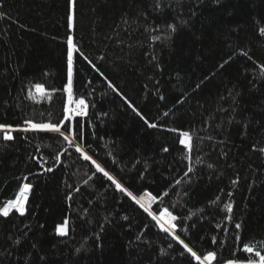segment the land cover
<instances>
[{
	"label": "trees",
	"instance_id": "trees-1",
	"mask_svg": "<svg viewBox=\"0 0 264 264\" xmlns=\"http://www.w3.org/2000/svg\"><path fill=\"white\" fill-rule=\"evenodd\" d=\"M261 29L264 0H0V125L13 136L0 132V208L31 186L24 215H0V264H199L185 245L211 264L258 261L243 248L264 254ZM93 161L148 193L153 215L176 216L175 231Z\"/></svg>",
	"mask_w": 264,
	"mask_h": 264
},
{
	"label": "snow or ice",
	"instance_id": "snow-or-ice-1",
	"mask_svg": "<svg viewBox=\"0 0 264 264\" xmlns=\"http://www.w3.org/2000/svg\"><path fill=\"white\" fill-rule=\"evenodd\" d=\"M72 3V0H70V4ZM73 26V15L69 14L68 16V27L69 29H71ZM171 27V26H169ZM174 30V29H173ZM261 33L264 34V29H261ZM76 51L75 47L73 46V38L71 36L68 37L67 40V85L65 87V91L68 93L69 96V100H68V104L70 105L71 103H73L72 100V82H73V54ZM225 63H227V61H225ZM224 65L222 64L221 67H223ZM109 87L111 88L112 85L109 84ZM36 89L38 92L42 91V88L40 85L36 86ZM113 91H116L115 88H113ZM119 94V93H118ZM31 95V94H30ZM123 99V97H122ZM77 103L83 108L86 107L85 101L84 99H80L77 101ZM125 103H128V101L125 99ZM129 108L132 109L133 112L136 113L137 116L140 117L141 120L144 121L145 124H147V126L149 128H155L157 127L156 124L149 122L132 104H128ZM65 119H68V114L71 112V109L66 105L65 106ZM167 115V113H166ZM28 124V127H25L23 129H21L24 132H27L29 130H48V131H52V132H58L60 133L62 136H64V133L61 132V129L59 126L57 125H52V124H36V123H31V122H26ZM79 122H77L78 124ZM174 131V130H173ZM0 132H4V136L3 139L5 141H11L13 139V136L10 134L11 130L10 129H6L4 125H0ZM180 137H182L179 140V143L181 145H184L185 147H188V144L186 143V140L189 138V133L188 132H183L181 131L179 133ZM64 138L67 140L69 139L68 136H64ZM168 149H165V151H167ZM77 152H81L80 147L76 148ZM262 151H264V149H262ZM81 155L83 156V158L85 160H89L90 157L87 155H84L81 152ZM94 166L96 167V170L98 172H102L103 175L105 177H107L108 180H110L112 182V184L115 185V187L117 188V190H119L120 192L124 193L125 195L129 196L130 198H132L138 205H140L141 208L144 209V211L148 212V215L152 217V219L154 221H156V223L158 224V226L161 228L162 231L167 232L169 234H171L174 231L175 226L171 223V221H175L177 219L176 216L172 215L167 209H164L161 213L162 217H167V226H165L164 223H161V218L157 217L155 215L152 214L151 211H149V209L147 207H145V205L143 204V200L145 197H148V193H144V196H141L139 199H137L136 196H134L130 191L126 190L124 187L121 186L120 183H118L107 171H104V169H102L100 167L99 164H96L95 161H93ZM209 167H211V165H209ZM47 171H52L51 168L47 169ZM189 172L191 171V169L189 168L188 170ZM187 175V173H186ZM179 183V181H178ZM235 183V182H234ZM30 185L29 184H24L20 190L19 193L17 194V197L15 200H10L8 201L2 208H0V215L4 216V217H8L10 212H12L13 209H15L16 212H18L20 215H24L25 212V201L27 200V194L30 190ZM78 190V189H77ZM231 195V194H229ZM149 200H151V197H148ZM228 212L232 211V205L228 204L225 206ZM126 219V217H125ZM67 224V221H65V225ZM241 227L240 224L236 225V228L239 229ZM57 234L60 236H65L67 234L66 232V227L65 226H58L57 227ZM173 239H176L175 236H173ZM185 250L188 251L191 256L197 260L199 262V264H205V262H208V264H211V261L214 259V254L209 252L207 255H205L203 257V259L201 260V258L196 254L195 251H193L191 248H189L187 245H185ZM77 251H79V249H77ZM243 251L246 253H254L255 257H258V261L252 259L251 257H249L247 264H264V254H262L260 251H254V248L252 246L249 245H245L243 248ZM231 264V262H230Z\"/></svg>",
	"mask_w": 264,
	"mask_h": 264
},
{
	"label": "rangeland",
	"instance_id": "rangeland-1",
	"mask_svg": "<svg viewBox=\"0 0 264 264\" xmlns=\"http://www.w3.org/2000/svg\"><path fill=\"white\" fill-rule=\"evenodd\" d=\"M84 111H85V108L83 107H81L80 105H78V107H77V109L73 112V114H75V115H77V116H82L83 114H84ZM37 131H40V132H52V131H48V130H37ZM67 140H69V139H67ZM151 207V206H150ZM150 207L148 208V209H150ZM13 211H15V209H13ZM18 213V212H17ZM162 213V212H161ZM160 213V214H161ZM160 214L157 216V217H159L160 216ZM161 223H164L165 224V226H167V223L165 222V221H163L162 219H161ZM171 223L173 224V222L171 221ZM205 264H208V262H205Z\"/></svg>",
	"mask_w": 264,
	"mask_h": 264
},
{
	"label": "bare ground",
	"instance_id": "bare-ground-1",
	"mask_svg": "<svg viewBox=\"0 0 264 264\" xmlns=\"http://www.w3.org/2000/svg\"><path fill=\"white\" fill-rule=\"evenodd\" d=\"M159 217H160L163 221H165L166 223L168 222V221H167V217H162L161 214H160ZM172 222H173V221H172Z\"/></svg>",
	"mask_w": 264,
	"mask_h": 264
},
{
	"label": "water",
	"instance_id": "water-1",
	"mask_svg": "<svg viewBox=\"0 0 264 264\" xmlns=\"http://www.w3.org/2000/svg\"><path fill=\"white\" fill-rule=\"evenodd\" d=\"M29 193V192H28ZM174 231H175V228H174Z\"/></svg>",
	"mask_w": 264,
	"mask_h": 264
}]
</instances>
